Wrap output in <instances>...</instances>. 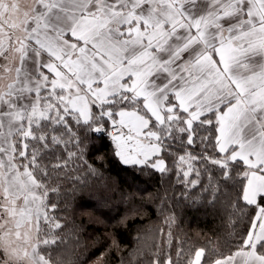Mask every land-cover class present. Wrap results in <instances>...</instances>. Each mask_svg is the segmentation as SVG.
<instances>
[{"label":"snow or ice","instance_id":"1","mask_svg":"<svg viewBox=\"0 0 264 264\" xmlns=\"http://www.w3.org/2000/svg\"><path fill=\"white\" fill-rule=\"evenodd\" d=\"M92 139L228 197L226 253L161 229L148 264H264V0H0V264H62L50 197Z\"/></svg>","mask_w":264,"mask_h":264},{"label":"trees","instance_id":"2","mask_svg":"<svg viewBox=\"0 0 264 264\" xmlns=\"http://www.w3.org/2000/svg\"><path fill=\"white\" fill-rule=\"evenodd\" d=\"M112 150L109 140L92 139L85 159L95 172L82 165L68 179L58 181L59 195L50 197L58 202L55 215L64 225L58 233L64 242L54 254L62 264H90L102 252L105 254L96 264H148L158 246L167 250L163 247L167 237L161 229L172 233L173 259L177 241L183 242L186 251L200 247L228 251L233 238L231 222L237 218L226 209V195L210 203L199 187L195 191L186 188L176 175L172 158H166L173 168L170 173H141L121 164ZM201 179L207 183L205 176ZM170 216L173 222L166 226ZM242 226L238 223L236 231Z\"/></svg>","mask_w":264,"mask_h":264},{"label":"rangeland","instance_id":"3","mask_svg":"<svg viewBox=\"0 0 264 264\" xmlns=\"http://www.w3.org/2000/svg\"><path fill=\"white\" fill-rule=\"evenodd\" d=\"M88 213H89V215H90V212L88 211ZM88 213L87 212H85V214L88 216ZM110 245H115V242H114V240H113V238H111L110 239ZM106 250H108V248H106ZM118 252L117 253H120L119 252V249L117 250ZM107 253V252H106ZM105 254V252H102L99 256H97L96 258H94L91 262H89L90 264H96L97 262H99L98 260H99V258L101 257V256H103Z\"/></svg>","mask_w":264,"mask_h":264}]
</instances>
